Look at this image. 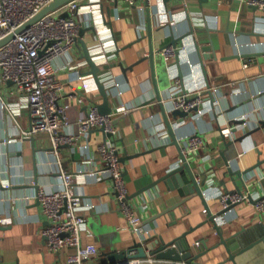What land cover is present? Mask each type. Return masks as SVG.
<instances>
[{
	"label": "crops",
	"instance_id": "1",
	"mask_svg": "<svg viewBox=\"0 0 264 264\" xmlns=\"http://www.w3.org/2000/svg\"><path fill=\"white\" fill-rule=\"evenodd\" d=\"M250 1L152 0L150 5L147 0L133 3L101 0L98 16L109 29L104 36L110 45L117 47L116 57L109 65L117 66L107 71L102 68L99 75L106 78L112 74L118 82L108 90L112 110L121 105L135 108L116 124L115 143L124 159L121 163L127 181L128 204L142 219L145 233L138 235L129 230L109 178H80L75 184L84 202L80 214L93 233L92 237L82 234V245L95 244L100 251L97 257L84 264H111L104 253L128 250L135 240L146 246L149 240H157L160 235L167 242L171 241L189 228L198 227L207 218L205 207L198 198L168 212L181 200L177 190H170L164 182L149 188L168 170L178 167L180 160L179 150L170 136L165 141L154 139L155 134L167 131L162 105L182 147L186 136L199 135L205 140L204 146L190 159L197 175L209 176V188L216 187L228 193L236 189L237 183L246 193L245 185L250 188L261 180L256 173L243 174V180L237 175L264 160V12L251 6ZM96 14L81 9L76 20L85 29L84 36L79 39L87 44L93 56L97 53L95 56L101 57L96 52L100 44L99 23L94 19ZM173 40L178 41V46L187 41L189 50L177 59L167 60L161 50ZM206 46L213 48L214 57L202 61L198 52ZM151 49L155 54L156 84L150 60L139 62L150 55ZM82 53L78 43L58 61L60 66H66L57 74V78L66 83L64 99L74 97L71 98L67 126L72 135L79 134L77 121L87 116L93 106L99 107L104 102ZM120 63L124 68L135 66L125 75ZM190 64L199 73L197 80L192 77ZM79 75L92 78L82 82ZM177 78L181 80L180 84H176ZM195 81L197 84L203 82L205 86V112L200 117H196L197 111L175 117L173 98L195 87ZM156 87L162 103L156 99ZM78 97H83L84 102L79 103ZM215 100L220 101L219 106L213 105ZM3 103L12 105L14 114L4 109ZM243 114H251L252 121L248 127L239 128L232 145H225L221 129L225 123L237 124L234 118ZM119 117L121 115L114 121ZM30 123L26 95L17 92L13 83L0 85V216L1 225L6 228L0 231V264H68V257L75 249L50 250L43 235L49 223L36 196L40 189L53 191L58 187V161L72 174L85 169L89 172L102 169L104 165L99 159L98 146L105 143L107 137L100 128L94 127L81 136L77 145L61 146L57 156L47 134L22 139L21 132L29 129ZM84 145L88 150L83 149ZM227 164L233 175L228 172ZM7 184L10 187H6ZM256 194L264 195V188L253 192V196ZM208 202L212 213L223 209L222 202L215 197ZM88 204H93L94 208L89 209ZM223 218L221 226L226 237L239 232V240L248 244L264 235V215L248 200L242 201ZM203 238L207 239L209 247L220 240L210 224L197 229L187 236L193 255L198 253L197 242H201L199 246L202 247ZM228 258L221 247L192 263L234 264ZM140 259L144 260L143 264H174L172 260L158 259L151 254ZM236 263L264 264V242L239 254Z\"/></svg>",
	"mask_w": 264,
	"mask_h": 264
},
{
	"label": "built area",
	"instance_id": "2",
	"mask_svg": "<svg viewBox=\"0 0 264 264\" xmlns=\"http://www.w3.org/2000/svg\"><path fill=\"white\" fill-rule=\"evenodd\" d=\"M129 1L133 3L135 0ZM147 1L151 5L152 0ZM52 2L53 0H0V41L13 35L12 39L0 47V85L13 83L16 91L24 93L27 97L31 123L29 129L22 130V139L28 140L36 135L47 134L57 156H59L58 149L61 146L77 145L81 136L86 135L94 127H104L106 133L111 135L105 143L98 146L99 159L104 165L102 169L92 172L85 169L72 174L63 168L61 161H58V187L53 191L40 189L36 196L49 223L43 235L47 238L50 250L60 252L69 247L74 248L75 253L68 257V264H84L88 259L97 257L100 251L95 244L82 245V234L85 233L92 237L93 233L87 228L86 219L80 214L84 202L81 194L75 189V184L80 178H109L112 181L116 200L125 213L129 230L138 235L145 233L142 227V219L135 215L128 204L127 181L119 149L115 143L118 131L113 125V121L118 115H127L135 108L121 105L112 110L110 114L103 115L99 112L97 105L93 106L87 116L81 117L77 121L79 134L68 133L69 112L72 106L71 98L74 97L70 96L67 100L64 99L66 83L59 80L57 74L66 66H60L58 61L64 59L78 45L82 29L81 24L76 20L79 11L89 9L91 12L97 13L94 19L96 18L99 23L97 30L100 44L96 52L98 51L101 57L95 56L97 53H94V56L90 53V57L97 66L102 69L105 65H109L116 57L117 47L110 45L104 36L109 29L103 18L98 16L101 0H73L20 30ZM249 4L258 6L264 12V0H251ZM172 25H175V22ZM188 46V42L184 40L180 46L168 45L163 48L161 54L167 60L177 59L179 55L189 50ZM246 46H250V44H246ZM190 67L192 77L197 80L199 73L193 64H190ZM173 71L174 74L177 73V71ZM100 72L99 74H101ZM91 76L79 75L78 79L84 82L92 78ZM99 78L107 90L118 85L112 74L106 78L99 75ZM180 83L181 80L177 78L176 84ZM204 87L203 82L197 84L195 81V87H190L187 92H182L173 98L174 109L182 112H192L197 109L196 117L202 116L205 112ZM77 99L79 103L84 102L83 97ZM219 104V100L213 101L214 106H219ZM3 108L14 114L12 105L3 103ZM252 118L251 114L236 117L234 118L235 123H243L234 125L225 123L226 126L221 130V133L231 137L234 135L233 130L238 131L239 128L248 127ZM17 125L19 126V124ZM63 128L66 129V132H62ZM155 135L154 139L157 142L159 140L165 141L169 137L167 131H161ZM184 140L183 153L187 158L194 156L205 144V140L199 135L186 136ZM83 147V149L88 150V146L84 145ZM179 164H181V159ZM6 187H10V185L7 184ZM205 197L207 200L212 197L221 198L223 209L228 208L227 201L229 199L232 200V203L247 200V195L234 194L230 196L216 187H212V189L208 187L205 191ZM253 199L257 201L255 204L257 211L263 216V195L256 194ZM87 207L93 209L94 205L88 204ZM204 212L206 214V210ZM223 219V217H218L216 221L221 225ZM199 245L200 243H196L198 248H200ZM149 261L153 260L150 259ZM143 263V259L135 258L120 264ZM172 263L193 264L187 261H174Z\"/></svg>",
	"mask_w": 264,
	"mask_h": 264
},
{
	"label": "water",
	"instance_id": "3",
	"mask_svg": "<svg viewBox=\"0 0 264 264\" xmlns=\"http://www.w3.org/2000/svg\"><path fill=\"white\" fill-rule=\"evenodd\" d=\"M71 1H73V0H53V2L48 7L43 9L33 20H31L27 25L22 27L20 30L24 29L29 24L39 20L43 16H45V15H47L53 11H56L57 9L61 8L62 6L66 5L67 3L71 2ZM116 1L117 0H115V2ZM165 1L167 2L168 0H165ZM200 1L202 2V1H207V0H200ZM253 7L259 8L258 6H253ZM84 33H85V29H82L80 32V36L83 37ZM12 38H13V35H11L8 38L0 41V47H2L4 44H6ZM78 43L81 45L82 50H83L82 59H84L87 62L88 66L90 68L89 74H91L94 77V79L98 85L100 94L102 95L103 100H104L103 104L98 107L99 112L103 115L110 114L112 112V108L110 106V95H109L108 90L101 83L100 78H99V72H100L101 68L99 66H97L94 63V61L92 60V58L90 57V52H89L87 44L81 39L78 40ZM170 45L177 47L178 41L173 40ZM212 49L213 48L211 46H206V47H203L201 50H199L198 54H199L202 61H203V59H208L209 57L210 58L214 57V54L211 53ZM154 55H155L154 50L151 49L150 55L146 58L140 59L139 62H142L145 60H150L152 75H153V79L155 81L156 71H155V67H154V60H155ZM115 66H117V64L105 65L103 68L108 70L110 67H115ZM119 66L122 67L123 73L126 75L127 71L133 70L135 65H132L129 68H124L122 66V64L120 63ZM154 84H156V81L154 82ZM156 88H157L156 89L157 90L156 91V94H157L156 99L159 101V103H162L161 94L158 90V87H156ZM161 107H162V113H163L164 120H165V125L167 127V132H168L173 144L179 150L181 164H179V166L176 168L168 170L165 175H163L158 181H156L149 188L154 187V186H158L159 183L164 182L166 185H168V188L170 190H172V191L177 190V193L181 197V200L179 202H177L175 205H173L172 207H170V209H168V212H171V211L173 212L179 206L187 203L188 201H190L194 198L195 199L198 198L202 202L203 206L205 207L207 218L198 227L189 228V230H187L181 236L174 238L171 241L167 242L163 235H160L157 240H154V241L149 240L148 244L146 246H144L142 242L135 240L134 244L128 250H123V251L114 250V251L109 252V253H104L103 255L108 259V261L111 262V264H117L118 262H124V261H127L129 259L146 258L148 256V254L156 256L158 259H163V260L166 259V260H172V261H187L189 263H192L193 261H196L200 258L208 256L211 253H214L217 250H219L221 247H223L226 250V253L228 254V257H229L228 260L233 262L234 264H237L236 263V257L239 254L244 253L247 250L254 248L257 244L264 242V235L259 237L258 239L250 240L248 244L242 242L241 238H240L241 240H239L238 237L241 234L239 232L226 237L225 230H224L223 226L219 225L217 223L216 219L218 217H223L226 213H228L234 207L239 205L242 201L237 202V203H232V200L229 199L227 201L228 208L222 209L219 213H212V211L210 210V207H209V202L205 197V191L208 188L209 176L203 174L204 177H203V175H201L202 176V179H201V176H199L195 173L194 169H196V168H195L194 164L191 163L192 160L190 158H187L184 155L183 147L179 143V141L176 137V134H175L173 127L170 123V120L168 119V115L166 114V110H165L164 105H162ZM193 111H197V109H194ZM129 114L122 115L121 117H119V119L113 121V125L116 126V124L119 121L125 119ZM178 115L185 117L187 114L182 112V111L176 110L174 112V116L176 117ZM242 123L243 122H239L237 124H242ZM262 124H263L262 126L264 127V122ZM100 131L103 132L107 138L111 136L110 134L106 133L104 127L100 128ZM233 133H234V135H233L234 138L224 136L222 134V140L225 143V145L230 146L233 144L234 140L236 141L237 131L233 130ZM261 154H262V152H261ZM121 162L123 163L124 159H121ZM226 163H228V162H226ZM227 166H228V172L231 175H233V171H232L231 167L229 166V164H227ZM263 166H264V160H259L255 167L248 169L247 171H245L243 173H242V171L237 172V175H239V177H241L242 180L244 177L243 174L245 176H247V174H251V173H256L257 178L259 176L261 180L258 182L255 179V181L258 182V184L256 183V185H254V183H253L252 187H250V188H248V186L245 185L244 189L246 190V193H244L243 190L236 183V189L234 191H228L227 194L230 196H232L234 194L244 196L247 194V200L250 203H252L253 205H255L257 201H255L253 199V192L254 191L258 192L261 188H264V167ZM263 197H264V195H263ZM218 200L221 201V198H218ZM207 224H210L212 226V231L214 232L215 235H217L219 237L220 240L214 246L209 247L206 244L207 239L203 238L202 239V242H203L202 247L197 248L198 253L196 255H193V252H192L193 249L189 245V243L187 242V236L192 234L193 232H195L197 229L206 226ZM5 230H6V228L1 225V216H0V231H5ZM197 243H201V242H197Z\"/></svg>",
	"mask_w": 264,
	"mask_h": 264
}]
</instances>
